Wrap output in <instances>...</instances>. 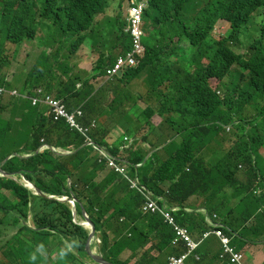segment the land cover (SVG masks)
Listing matches in <instances>:
<instances>
[{
	"label": "clouds",
	"instance_id": "9594fccd",
	"mask_svg": "<svg viewBox=\"0 0 264 264\" xmlns=\"http://www.w3.org/2000/svg\"><path fill=\"white\" fill-rule=\"evenodd\" d=\"M114 6L118 9L108 16ZM44 22L35 40L20 47L8 43L4 50L0 48V102L4 107L0 114V158L10 155L0 164V178L18 182L33 195L26 215H19L17 223L14 212L8 216L0 210V220L12 224H0V257L5 263L19 264L23 258L22 264H35L37 259L40 264L65 260L73 264V256L78 264H105L96 259L115 264L105 258L104 251L125 240L116 253L125 264H141L147 258H154L149 264H155L164 256L166 264H264V190L259 178L248 186L245 173L237 172L235 177L241 186L236 189L227 183L232 174L228 178L225 173V160L230 154L226 141L236 142L241 129L248 127L255 116V107L245 102L255 95L245 86L247 72L237 64L220 65L208 58L199 59L201 52L210 56L218 52L228 61H249L257 41L264 38V0H106L96 17L93 34L89 31L81 37L70 32L65 38L67 27L48 28L46 25L56 26L48 17ZM109 30L122 40L104 45L103 36ZM36 41V45L30 44ZM31 45L34 48L22 64V72L29 75L21 88L15 81L19 72H7L15 67L11 59H18L15 68H20L19 57ZM34 55L38 60L27 70ZM106 58L109 67L104 66ZM42 59L51 66L47 74L36 71ZM13 84L18 89L10 88ZM60 90L85 95L61 97L57 93ZM85 91L99 105L113 100L116 92L125 95L121 107L126 112L123 125L103 134L109 146L95 138L100 123L87 122L91 98ZM25 102H30L33 110H28ZM37 117L50 121L49 127L67 125L84 138L83 147L92 148L100 163L105 161L107 170L96 179L100 187L105 186L102 177L112 171L141 196L134 224L130 225L135 236L133 247L129 239L133 234L123 230L125 217L106 228L109 238L105 244L75 194H47L25 172L5 169L15 157L27 160L48 150L70 156L81 149L59 147L61 142L54 134L50 139L38 137ZM4 138L17 146L8 150ZM260 152L264 154V148ZM135 155L143 159L138 161ZM165 163L169 168L164 167ZM176 165L181 175L162 179L160 190H152L142 182L143 168L151 170L150 176L161 178L162 171ZM174 185L183 190L176 201L170 192ZM111 186L117 190L113 198H120L118 187L123 186ZM6 192L11 191L3 193L14 201L13 194L12 199ZM231 194L238 201L248 200L252 207L241 216L228 211L225 206L233 202ZM36 197L70 205L74 222L88 232L83 248L77 240L54 230L64 248L58 251L57 238L51 237L47 246L32 233L38 230ZM260 197L262 200L256 202ZM258 206L262 211L256 213ZM112 213L110 210L106 217ZM143 236V242L136 245ZM20 246L23 252L17 255Z\"/></svg>",
	"mask_w": 264,
	"mask_h": 264
},
{
	"label": "trees",
	"instance_id": "16d2710c",
	"mask_svg": "<svg viewBox=\"0 0 264 264\" xmlns=\"http://www.w3.org/2000/svg\"><path fill=\"white\" fill-rule=\"evenodd\" d=\"M106 0H0V33L3 34L0 39V48L3 49L6 44L12 43L18 47L25 42L35 40L41 26H45L44 18L48 17L51 22H55L56 26L50 24L46 25L50 29H61L59 25L67 27L65 38H68L71 32L73 36L81 37L84 33L91 31L93 34L94 26L96 24V17L103 11ZM120 37L116 38L112 30L107 31L103 36V44L108 45L112 42H120ZM4 50V49H3ZM255 53L250 57L249 61H228L220 58L217 52L215 56H210L206 52L199 54V59L208 58L211 61L220 65L229 66L237 64L241 69L245 70L247 74V81L245 86L249 88L254 98L245 100L250 106L256 109L255 116L247 123L248 127L241 129L239 139L234 142L228 139L226 142L230 145V154L225 160V173L229 178L227 183L238 189L241 183L235 177L237 172L245 173L247 185L251 186L259 178V185L264 190V154L260 152L264 148V38L257 41L255 46ZM222 56V55H221ZM46 57V56H45ZM40 60L36 71L41 74H47L51 66ZM48 62V59H45ZM104 66L109 67V58L104 61ZM44 70V72H41ZM62 83L58 85V88ZM70 88V87H69ZM59 96L72 98L76 96H84V92L78 93L69 91H58ZM86 93V91H85ZM86 97L91 98L86 93ZM125 95L121 92H116L113 100H108L107 103L99 105L100 102H95L94 98L90 99L91 111L88 113L87 122L97 120L100 123V129L95 134V138L99 139L104 145L106 142L104 135L108 132H114L116 127L123 125L126 117V112L121 109L124 105ZM1 100V99H0ZM258 102V103H257ZM1 109L4 107L0 102ZM1 120V118H0ZM2 120L0 121V133L2 130ZM38 125L35 127L38 137L51 138V135H57V140L61 142L58 146L71 148L74 146L80 149L77 153L70 156H62L52 150L40 154L36 157L22 160L15 157L10 160L5 169L11 172L23 171L33 180L42 190L47 194L54 196H71L75 194L77 198L85 205L90 218L95 222L98 232H101L103 242L106 244L109 234H106V228L110 227L114 222H119L120 218L125 217L126 221L123 223V230L126 233L129 231L133 234L130 227L134 224V213L140 205L141 196L129 189L128 183L121 178L119 174L112 171L107 172L103 176L105 186L100 187V183L96 181L99 174L107 170V164L100 163L97 156L94 155L92 148L83 147L84 138L74 131H71L64 124L48 126L50 121L43 117H37ZM102 127V128H101ZM106 127L107 129H105ZM104 134V135H103ZM101 135V136H99ZM52 140V139H51ZM36 149L35 147L33 150ZM10 155L3 154L0 158V164ZM136 160H142L143 157L135 155ZM165 168H169V164L165 163ZM91 169V170H90ZM150 169L143 168L141 170L142 182L150 189L158 191L162 179L177 178L181 175V168L177 165L174 169H167L160 173L161 178L150 176ZM73 180V183H69ZM111 183H120L123 187H118V192L122 195L118 199H114L117 190L111 186ZM8 190L13 194L14 201L4 195L3 191ZM107 190V192H105ZM171 195L175 197L174 201L182 196L183 190L177 189V186H171ZM32 193L23 185L10 180L8 178H0V210L5 211L8 216L10 212L15 214V222H18L19 215H26V212L32 202ZM109 196V198H108ZM262 197L257 198L256 202H260ZM38 201L34 208V216L36 218V225L38 230L32 232L39 239L44 240L47 246L50 245L51 237L54 236L53 231H57L65 237H70L78 242V246L83 248L88 232L74 222L73 212L68 203L59 202L56 199L36 197ZM8 203V205H6ZM80 207L78 206V211ZM113 211L111 215L106 217L109 211ZM136 220V219H135ZM12 225L0 220V224ZM2 228L0 225V234ZM134 246L135 236L129 238ZM141 240L136 241L141 244ZM11 243L10 246H14ZM117 245L108 246L104 251V256L107 260L115 264H125L118 260L117 251L121 248L120 241ZM106 246V245H105ZM109 250V253L107 252ZM17 255H21L23 248L20 246L16 250ZM73 264H78L75 257ZM155 261L154 258H147L141 264H149ZM59 264H68L65 261ZM35 264H40L37 259Z\"/></svg>",
	"mask_w": 264,
	"mask_h": 264
},
{
	"label": "rangeland",
	"instance_id": "374dc122",
	"mask_svg": "<svg viewBox=\"0 0 264 264\" xmlns=\"http://www.w3.org/2000/svg\"><path fill=\"white\" fill-rule=\"evenodd\" d=\"M115 9H118V6H114L113 8H111L108 11V16H112L114 14V12H115ZM222 29L226 30L227 28L226 27H222ZM36 43H38V42L37 41L36 42H31L30 44L36 45ZM246 44H248V43H246ZM33 48H34L33 45H31V48L26 47L24 52H23V54H21L20 57L18 56L19 60L21 61L19 69L15 68L16 64L18 63V59H17V61H16V58H15L14 61H12V59H11V63H12L11 65H13L15 67L13 68L12 72L11 71L7 72L8 75H10V73H11V75H13V74L19 72V75L16 76L15 81H16L17 85L22 86L21 88H23L25 86L26 81H27V76L29 75L28 72L27 73H23L22 72V71H24V68L22 67V64L24 63V61L26 59L27 53L30 52V50L33 49ZM37 60H38V57L36 55H34L30 59L29 65H28V67L26 69L30 70L31 67H33L36 64ZM10 88H12V89L13 88H17L18 89V87L16 85H14V84ZM25 104H26V108L28 110H33V107H32L30 102H25ZM31 121L34 123V120L32 118H31ZM8 126H9V120H8ZM4 139H5L4 147L7 148L8 150H12V149H14L17 146L14 143L12 144L10 139H6V138H4ZM20 149L21 148H18V150H20ZM6 193H8L10 195V197L13 199V196H12L11 193H9V192H6ZM219 194L222 197H224L225 192L221 191ZM230 197H231L233 202L228 203L225 207H226V209L228 211L234 210L236 212L235 215L241 216L244 213V211L246 210V208H251L252 207L248 200H245V201L239 200L238 201L237 199L232 197V194L230 195ZM259 211H262V209L258 206L256 208V213H259ZM54 237L57 238V240L55 241V249L58 250V251H63L64 248H61L63 244H60L58 242L59 237L58 236H54ZM54 237H52V238H54ZM121 243L123 245L125 243V240L121 241ZM80 256L83 259L85 258V254L84 253H81ZM22 262H23V258L19 261V264H22ZM0 264H7V263H5V261H4V259L2 257H0ZM155 264H166V257L165 256L161 257L160 259L157 260V262Z\"/></svg>",
	"mask_w": 264,
	"mask_h": 264
},
{
	"label": "water",
	"instance_id": "95a60500",
	"mask_svg": "<svg viewBox=\"0 0 264 264\" xmlns=\"http://www.w3.org/2000/svg\"><path fill=\"white\" fill-rule=\"evenodd\" d=\"M43 196H46V195H43ZM93 236H94V231L92 232V234L90 235V237H89V239H88V245H89L91 239L93 238ZM95 259H96V258H95ZM96 260H97V261L99 260V261H101V262L107 264V263H106L104 260H102V259H96ZM99 261H98V262H99Z\"/></svg>",
	"mask_w": 264,
	"mask_h": 264
}]
</instances>
